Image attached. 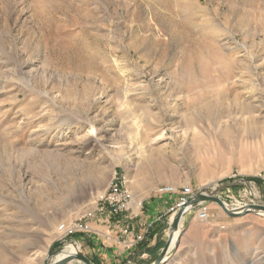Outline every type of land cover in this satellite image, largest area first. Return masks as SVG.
Wrapping results in <instances>:
<instances>
[{"label":"rangeland","instance_id":"1","mask_svg":"<svg viewBox=\"0 0 264 264\" xmlns=\"http://www.w3.org/2000/svg\"><path fill=\"white\" fill-rule=\"evenodd\" d=\"M176 1L169 22L157 0H0V264H50L70 244L92 261L88 244L112 240L101 224L134 231L131 209L95 202L115 173L138 211L178 195L163 185L264 205V0ZM202 204L205 226L182 221L164 264H264V211L185 215Z\"/></svg>","mask_w":264,"mask_h":264},{"label":"crops","instance_id":"2","mask_svg":"<svg viewBox=\"0 0 264 264\" xmlns=\"http://www.w3.org/2000/svg\"><path fill=\"white\" fill-rule=\"evenodd\" d=\"M177 200L178 195L158 196L153 200L146 201L144 211H138L140 208L139 205H142L143 200L141 201L136 195H134V200L130 208L132 211L128 213L126 212V216H128V218L132 217L133 219L132 222L136 228L133 231L134 233L141 234L146 231L147 227L151 226L150 235L145 237V240L139 244L133 245L129 240L130 237L121 234L124 226L123 222H119L120 225L116 223L114 225L113 223L111 226L112 230L110 231L108 229L111 227L109 228L108 225L101 224L102 231H104L107 235H110L112 240L111 242L104 240L103 244L102 242L97 243V245L88 244L89 253H91L93 258L96 261H99L100 264H116V262H120L125 258L127 260L132 258L135 263L138 262L140 264L151 263L154 261L156 254H160L162 244L169 238L173 222V216L168 214L165 217V220H159L160 215L167 214L169 208L173 206ZM139 214L142 215L140 216ZM188 214L189 212L183 219V225L187 223L186 229L184 230L185 234L189 235L195 233L196 230L205 225L204 222L199 219L198 214L195 216H189ZM190 239L194 242V244H197L198 240H201L202 238L196 234L194 236H190ZM203 239H206V234L203 235ZM204 242H206V240H204ZM142 249L143 251L141 252ZM191 253L193 258H199L204 255V252L199 249L192 250ZM150 259L152 260L150 261Z\"/></svg>","mask_w":264,"mask_h":264},{"label":"built area","instance_id":"3","mask_svg":"<svg viewBox=\"0 0 264 264\" xmlns=\"http://www.w3.org/2000/svg\"><path fill=\"white\" fill-rule=\"evenodd\" d=\"M157 192L160 194L173 193V192L178 193L177 202L169 208V211L167 213V214L175 215L179 211L181 206L189 202V197L192 193V190L190 187H185L183 188V190L178 191L177 188L173 185H163L157 189ZM99 198H100L99 201L101 203V207H100L101 211L109 209L114 214H121L127 211L130 208L129 205L131 203L132 197L131 194L128 192L125 177L115 173L109 189L106 192L102 193V195ZM198 211H199L198 216L201 220H207L209 218V210L206 205L202 204V206L199 207ZM167 214L161 215L159 220L165 219L164 216H166ZM59 229L62 232L65 231V233L62 236L66 237V236L74 235L76 232L79 231L86 232L87 229H89V226L88 224L76 223V227L73 226L69 229L68 228L66 229L65 224L63 223L59 226ZM121 234L130 237L129 240L131 241V244H135L139 241L144 240L145 238V235L143 233L135 234L133 230H131L129 227H125L121 231Z\"/></svg>","mask_w":264,"mask_h":264},{"label":"water","instance_id":"4","mask_svg":"<svg viewBox=\"0 0 264 264\" xmlns=\"http://www.w3.org/2000/svg\"><path fill=\"white\" fill-rule=\"evenodd\" d=\"M222 191V188H220L217 191H213V192H208V190L204 189L201 190L200 192L196 193L190 200H189V204H198V202H215L218 205H220L222 207V209L224 210V212L229 216V217H241L243 215H246L248 213H258L257 211L261 210L264 211V205L262 204H247L242 208H238V209H234L231 208L228 203L223 200L218 193ZM185 206L183 205V207H181L179 209V211L177 212V214L175 215V217L173 218V222H172V226H171V231L169 234V238L168 241L166 243V245L163 247L160 255L151 263L149 264H164V262H166V260H168V258L170 257L172 251L174 250V248H176V246L178 245V241L179 238L182 234V230L180 229L181 226V220L185 214ZM180 229V230H179ZM180 231L179 232V237L177 239V241L174 244V248L173 250H170L171 244H172V238H173V234L176 231ZM63 252V248H59L57 250H55L54 252L51 253V257L58 255L60 253ZM73 261H78L81 264H94L87 256H85L84 254H82L81 252H77L75 254H68L65 255L62 259L60 260H55L53 263L50 264H70Z\"/></svg>","mask_w":264,"mask_h":264},{"label":"bare ground","instance_id":"5","mask_svg":"<svg viewBox=\"0 0 264 264\" xmlns=\"http://www.w3.org/2000/svg\"><path fill=\"white\" fill-rule=\"evenodd\" d=\"M157 1H159V4L160 5H162L163 6V8L165 9V11L168 13V14H170L169 15V18H168V21L169 22H174V20H173V14L175 15V13L176 14H178V11L180 10V5H182L181 3H178L176 0H157ZM88 13V12H87ZM91 15H93V14H91ZM96 18V17H95ZM174 24V23H173ZM175 31V30H174ZM208 102V101H207ZM205 104V103H204ZM204 107V106H203ZM192 108V107H191ZM197 108V107H196ZM204 109V108H203ZM193 110V109H192ZM197 109H195V111H196ZM191 114V113H190ZM192 116V115H191ZM193 118V117H192ZM196 118V117H195ZM189 121V120H188ZM193 122H194V120H192ZM198 122V121H197ZM199 139V138H198ZM195 141V140H194ZM198 141V140H197ZM199 143V142H198ZM195 145V144H194ZM198 148V147H197ZM128 158H131V156L129 157L128 156ZM132 159V158H131ZM130 159V160H131ZM131 162V161H130ZM114 178V177H113ZM112 178V179H113ZM112 181V180H111ZM111 181H110V184H111ZM126 181V180H125ZM110 184L108 185V187L105 189V191H103V193L104 192H106L108 189H109V187H110ZM127 185V189H128V192L131 194V203H130V205H129V207L131 208V205H132V202H133V200H134V194H133V191L131 190V188H129V186H128V184H126ZM215 186V185H214ZM158 188V187H157ZM157 188H156V190H157ZM155 190V191H156ZM210 193L212 192V190H210L209 191ZM102 195V192L101 193H99L97 196H96V198H95V202H97V201H99V197ZM99 196V197H98ZM203 202V201H202ZM198 203H200V202H198ZM184 206H185V213H186V211H189L191 208H192V206H193V204H189V202H187V203H185L184 204ZM181 207H183V206H181ZM180 207V208H181ZM242 207H244V205L243 206H238V208H242ZM129 208V209H130ZM238 208H235V210L236 209H238ZM258 213H260L261 212V210L260 211H257ZM177 214V213H176ZM175 214V215H176ZM184 216H185V214H184ZM184 216H183V218H182V220H181V223L180 224H182V221H183V219H184ZM175 217V216H174ZM200 219V218H199ZM173 221V220H172ZM65 224V223H64ZM73 226H75L76 227V223H70V224H65V228L67 229H69V228H71V227H73ZM180 229H181V226H180ZM179 229V230H180ZM58 230H59V232L61 233V236L65 233V231L64 232H62L59 228H58ZM176 231V232H174V234H173V238H172V244H171V247H170V250H169V252L174 248V244H175V242L177 241V239H178V237H179V232L180 231ZM77 252H80V246H77V244L75 245V244H70V245H68V246H66L64 249H63V252L62 253H60L58 256H57V258H56V260L58 261V260H60V259H62L65 255H68V254H75V253H77ZM171 253V252H170Z\"/></svg>","mask_w":264,"mask_h":264},{"label":"trees","instance_id":"6","mask_svg":"<svg viewBox=\"0 0 264 264\" xmlns=\"http://www.w3.org/2000/svg\"><path fill=\"white\" fill-rule=\"evenodd\" d=\"M79 237H80V236H79ZM79 237H77V238H79ZM143 249H144V248H143ZM143 249L141 250V252L143 251ZM92 261L95 262L94 259H93ZM95 263H96V262H95Z\"/></svg>","mask_w":264,"mask_h":264}]
</instances>
